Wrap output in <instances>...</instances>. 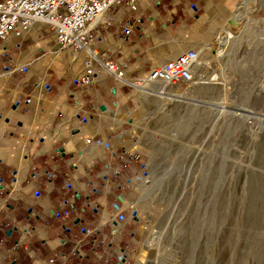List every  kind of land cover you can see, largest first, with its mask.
Wrapping results in <instances>:
<instances>
[{"label": "crops", "instance_id": "1", "mask_svg": "<svg viewBox=\"0 0 264 264\" xmlns=\"http://www.w3.org/2000/svg\"><path fill=\"white\" fill-rule=\"evenodd\" d=\"M236 2L138 0L135 10L126 3L93 24L91 47L128 78L143 76L208 48ZM88 58L61 49L46 22L0 39V264H118L119 248L128 264L146 263L141 222L115 221L131 216L144 178L141 159L129 153L136 88L95 61L93 81L83 84ZM78 244L82 262L72 255Z\"/></svg>", "mask_w": 264, "mask_h": 264}, {"label": "rangeland", "instance_id": "2", "mask_svg": "<svg viewBox=\"0 0 264 264\" xmlns=\"http://www.w3.org/2000/svg\"><path fill=\"white\" fill-rule=\"evenodd\" d=\"M236 1L237 37L219 58L214 37L198 49L196 84L134 91L145 264H264V1ZM213 73L219 81L203 83Z\"/></svg>", "mask_w": 264, "mask_h": 264}, {"label": "built area", "instance_id": "3", "mask_svg": "<svg viewBox=\"0 0 264 264\" xmlns=\"http://www.w3.org/2000/svg\"><path fill=\"white\" fill-rule=\"evenodd\" d=\"M138 0H3L0 1V39H5L12 32H25L36 22L48 23L54 35L55 43L63 50H71L74 54L87 52L89 58L85 60V76L83 84H90L93 81L95 70L93 62H98L105 71L112 75L117 83L124 86L138 88L144 80L148 83H163L170 85L190 86L196 82V70L199 65V52L196 49L187 50L177 57L170 59L162 64L154 66L146 74L147 78L136 76L128 78L123 68L113 61L107 54H99L91 46L93 43L92 26L101 16L110 10L129 3L133 10L136 9ZM132 27L124 28V33L129 36ZM24 102L30 104L32 99L26 96ZM17 105L21 101L16 102ZM89 142V140H88ZM133 159L139 160L140 155L129 150ZM110 169V164L105 166ZM51 175V172H47ZM33 179L37 178L35 173ZM14 184H17L15 176ZM135 205H132V213L129 218L119 214L116 222H126L128 224L137 220L140 221ZM71 212L66 211L59 218L69 217ZM92 230L85 231L86 236H90ZM80 246L73 249L72 255L82 262L86 255L79 250ZM55 260L52 259L53 263ZM118 264H128L127 252L119 248ZM140 264H145L141 260ZM66 264V263H63Z\"/></svg>", "mask_w": 264, "mask_h": 264}, {"label": "bare ground", "instance_id": "4", "mask_svg": "<svg viewBox=\"0 0 264 264\" xmlns=\"http://www.w3.org/2000/svg\"><path fill=\"white\" fill-rule=\"evenodd\" d=\"M253 4H255V3L254 2H249V5H246V7L244 9V11H245V19L244 20L246 22L245 26L251 21V18H250V16L248 14H249L251 8H253ZM239 20L240 19H237V21H239ZM231 26L232 25L230 23H228V25L226 27H224L220 31V33L216 36V39H215V42H214L213 45L215 46V49H214L215 55L218 58L221 57L227 51V47L229 46L228 45L229 44V40L235 38V36H236V34L234 33V31H233ZM241 28L239 29V31L241 30ZM242 30H243V28H242ZM219 79H220L219 75L216 74V73H213L212 75L208 76L206 78V80H203V83L214 84V83H217V81H219ZM195 84H196V82H195ZM146 85H149V87H153V88L159 90V89H161V84L154 83L153 85H151L146 80H144V82H142L141 85L138 87V89H142L141 91H143L145 93H148V94H150L152 92L155 93V94H160V92H154V91H152L149 88L145 89ZM184 97H185V93L184 92L183 93L180 92V94H178L176 96H171L170 94H166L165 97H163V99L166 101L164 104L172 102V101H175V99H184ZM132 153H135V151H133Z\"/></svg>", "mask_w": 264, "mask_h": 264}, {"label": "water", "instance_id": "5", "mask_svg": "<svg viewBox=\"0 0 264 264\" xmlns=\"http://www.w3.org/2000/svg\"><path fill=\"white\" fill-rule=\"evenodd\" d=\"M230 22L232 23V25H234V26H237L238 25V23L237 22H235L234 20H230Z\"/></svg>", "mask_w": 264, "mask_h": 264}]
</instances>
